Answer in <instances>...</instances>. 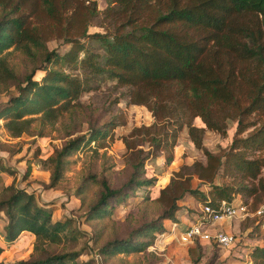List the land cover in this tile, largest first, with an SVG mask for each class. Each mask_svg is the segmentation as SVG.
Returning a JSON list of instances; mask_svg holds the SVG:
<instances>
[{
    "label": "trees",
    "instance_id": "obj_1",
    "mask_svg": "<svg viewBox=\"0 0 264 264\" xmlns=\"http://www.w3.org/2000/svg\"><path fill=\"white\" fill-rule=\"evenodd\" d=\"M98 12L104 31L89 33L87 27ZM49 38H61L66 47L48 49ZM16 57L14 64L10 62ZM37 70L42 74L34 78ZM100 78L125 86L127 102L144 105L160 122L130 130L148 133L153 125V132L162 133L152 135V151L168 150L185 127L189 142L204 159L173 170L152 198L156 216L124 237L99 243L96 254L104 258L140 251L155 231L163 230V220L176 221L177 200L185 195L211 206L220 200L247 205V197L264 195V153L252 154L264 149V0H105L100 11L95 0H0V92L9 87L16 91L0 107L10 136L34 134L32 128L41 134L44 126L63 130L64 135L79 130L75 123L83 110L78 95L94 88ZM232 121L235 134L227 150L202 147L204 129L225 133ZM114 125L109 119L89 126L54 150L48 158L47 186L61 180L66 156L80 141L102 139ZM166 125H171L170 133L162 130ZM123 141L130 167L123 183L111 184L105 174L111 166L109 155L101 151L100 174L86 173L74 188V195L84 202V180L96 186L83 212L86 221L106 214L109 201L124 197L126 189L153 186L152 177L142 176L148 150L129 138ZM92 152L98 157L96 148ZM219 170L231 180L213 183ZM192 175L208 189L192 187ZM0 214L5 217L4 240L13 241L23 232L34 235L29 257L14 264H96L91 253L96 239L86 238V231L72 224V216L52 220L50 211L24 188H0ZM143 235L147 238L139 240ZM190 251L191 247V255ZM82 254L87 258L78 260ZM249 257L252 264H264V242L253 246ZM0 264L7 263L0 259Z\"/></svg>",
    "mask_w": 264,
    "mask_h": 264
},
{
    "label": "rangeland",
    "instance_id": "obj_2",
    "mask_svg": "<svg viewBox=\"0 0 264 264\" xmlns=\"http://www.w3.org/2000/svg\"><path fill=\"white\" fill-rule=\"evenodd\" d=\"M95 2L97 10H102L105 0H95ZM100 16L101 14L98 12L97 16L92 18L87 32L104 31L98 25ZM87 39L85 37L84 41L86 42ZM46 46L48 49L62 51L66 44L61 38H49L46 41ZM17 60V57L12 58L10 62L14 64ZM41 74L42 72L37 70L33 76L39 78ZM125 90V86L116 84L114 80L100 78L94 88L80 92L78 101L83 112L80 116L78 115L75 123L79 130L70 135H64L63 130L55 131L44 126L41 128V134H37L36 129L32 128L30 132H34V134L22 133L19 136H10L3 127L4 118H0V188L11 184L31 192L36 202L50 211L52 220L72 216V224L80 230L86 231L84 234L86 238L91 236L96 239V243H91V253L96 264H252L249 257L251 248L264 242V232L258 226L253 214L244 217H228L218 220L210 226L209 229L229 232L235 237V241L228 247H221L207 240H197L198 242L193 245L192 243L179 242V231L196 219L202 204L190 195H185L181 200H177L179 205L175 213L178 216L177 225L166 223V227H163L161 231H155L150 244L142 247L140 251L130 249L116 252L114 255L104 258L95 253L99 243L112 237H124L131 229L155 217L157 203L152 198L157 188L164 186L172 171L178 169L182 164H189L195 159H204L202 151L189 142L185 127L178 130L177 140L168 150L161 149L160 151H152L155 146L151 141L152 135L158 134L152 131L153 125L148 133H134V131L130 133L133 127L148 126L156 120L144 105L128 103ZM15 93L14 87L6 88L0 92V107L5 105L9 97ZM109 119L115 125L108 130V134L102 139H98V137L86 140L87 138H85L80 141L78 146L66 156L67 163L62 171L61 180L54 187H48V158L54 154V150L63 145L68 138L86 132L89 126L97 127ZM156 123H154L155 126H160V122ZM192 123L200 125L198 120H192ZM250 128L239 133V136H244ZM163 129L170 133L172 127L166 125L165 128L162 127ZM234 134V121L228 124L225 133L204 129L202 147L211 152L225 151ZM161 135L162 133L157 136ZM123 137L129 138L132 143L136 144V147H141L144 152L148 150L146 151L148 154L143 160L142 176L152 177L153 186L140 185L133 190L126 189L127 194L124 197L109 201L106 214L100 217L95 216V218L86 221L83 218V212L86 209V202L95 196L96 186L92 181L84 180V185H86L83 195L86 197L84 202L74 195V188L82 182V177L86 173L100 174L101 151H105L109 155L108 163H111V166L109 172H105V174L111 184L118 186L126 180L130 167L126 162L127 151H125ZM94 148L99 153L98 157L92 152ZM252 152L253 155H259L264 153V149ZM167 154L170 160H166ZM263 170L264 167H262ZM230 180L231 177L228 173L219 170L212 182L223 183ZM190 182L192 187L203 191L208 189L207 183L195 175H192ZM233 197H237L236 194ZM241 199L244 198L241 197ZM246 202L248 203L247 209L252 211L264 202V195L257 198L247 197ZM164 221L167 222L165 219L162 224ZM4 223L5 217L0 214V245L2 246L0 259L7 264H14L19 259L28 258L32 250L34 235L30 232H23L13 241H6L2 237ZM168 225L169 227H167ZM144 238L147 237L139 236V240H144ZM189 247L192 250L190 251L191 255L188 253ZM85 258H87L86 254L77 257L78 260Z\"/></svg>",
    "mask_w": 264,
    "mask_h": 264
},
{
    "label": "built area",
    "instance_id": "obj_3",
    "mask_svg": "<svg viewBox=\"0 0 264 264\" xmlns=\"http://www.w3.org/2000/svg\"><path fill=\"white\" fill-rule=\"evenodd\" d=\"M248 214L255 216L258 226L264 232V202L252 211L247 209L246 204H232L225 200H220L215 206L201 204L196 219L179 231L178 240L184 244H190L194 239L207 240L218 246L228 247L235 241V237L229 232L209 229L210 226L221 219L232 216L244 217Z\"/></svg>",
    "mask_w": 264,
    "mask_h": 264
},
{
    "label": "crops",
    "instance_id": "obj_4",
    "mask_svg": "<svg viewBox=\"0 0 264 264\" xmlns=\"http://www.w3.org/2000/svg\"><path fill=\"white\" fill-rule=\"evenodd\" d=\"M182 215H183V214H182ZM182 215H181V216H182ZM181 216H180V217H181ZM183 216H184V215H183ZM176 217H178V216H176ZM166 221H167V222L164 221V224H163V225H164V228L166 227V223H170V224H173V223H174V225H177V224H176V223H177L176 221L173 222V221H170V220H168V219H166ZM186 221H187V220H186ZM167 227H169V225H168ZM167 229H168V228H167Z\"/></svg>",
    "mask_w": 264,
    "mask_h": 264
}]
</instances>
